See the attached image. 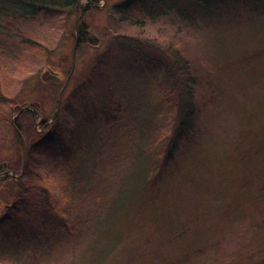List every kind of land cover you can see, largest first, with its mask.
I'll return each mask as SVG.
<instances>
[{"label": "rangeland", "instance_id": "obj_1", "mask_svg": "<svg viewBox=\"0 0 264 264\" xmlns=\"http://www.w3.org/2000/svg\"><path fill=\"white\" fill-rule=\"evenodd\" d=\"M99 1L100 6L83 17L92 36L80 45L75 38L77 11L40 16L35 21L20 20L0 30V75L7 80L9 94L19 101L37 102L44 115L55 112L64 84L63 106L66 102L71 105L72 92L96 72L93 66L104 53L113 66L103 71L106 76L99 74L92 79L86 101L67 107L65 113L68 121L82 124L88 133L80 151L83 163L68 162L50 171L55 162L53 153L45 151L49 154L41 155L40 170L50 173L55 212L31 224L19 222L15 216L10 227H2L0 264H80L85 245L97 240L111 246L101 264H119L132 249L141 256L133 255L135 264H150L155 261L154 254L162 259L161 253L168 260L170 253L162 252L174 240H213L214 214L210 213L203 135L191 143L188 159L182 160L179 155L176 163L168 160L170 174L165 171L166 175L159 178L155 202L147 204L140 198L131 209L121 205L129 202L130 193L138 187L132 174L139 164H133V156L151 141L152 129L164 143L173 131V112L167 103L162 105L159 85L170 83L171 67L157 47L178 38L185 58L197 62L190 70L196 77L198 60L205 53L217 56L218 51L211 46L218 38L235 62L251 67L260 62L263 67L264 21L257 19L264 20V0H143L139 10L120 7L126 0ZM239 15L246 21L237 20ZM28 38L46 49L29 46ZM223 64H218L219 69ZM46 66L62 73V78L45 76L52 74ZM72 67L75 73L65 82ZM219 69L215 64L212 75H220L217 87L225 90L224 94L232 93L236 86L241 94L251 93L250 88H244L243 80L236 85L232 78H221L224 74ZM263 69L259 68L256 75ZM173 74L179 80L175 86L181 87V96L187 102L189 82L183 71ZM193 89L197 92L195 123L202 130L197 80ZM241 94L235 95L241 99L235 102L238 106L231 111L225 107L229 113L223 117L230 134L227 138L223 133L218 135L213 170L239 164L240 153L232 145L241 140L250 123L239 122L237 117L240 106L248 111L252 103ZM221 103L218 99L219 108ZM86 104L88 110H83ZM15 117L16 113L11 121L8 116L0 121V159L12 162L19 157V142L11 125ZM5 213L0 209V218ZM162 239L165 246L159 241ZM148 250L154 254L142 256ZM203 257L202 249L185 256L174 253L172 264H199Z\"/></svg>", "mask_w": 264, "mask_h": 264}, {"label": "trees", "instance_id": "obj_2", "mask_svg": "<svg viewBox=\"0 0 264 264\" xmlns=\"http://www.w3.org/2000/svg\"><path fill=\"white\" fill-rule=\"evenodd\" d=\"M99 2V0H0V30L15 26V23L20 20L35 21L40 16H60L73 11H77L80 16L82 7L85 16L90 10L98 8ZM143 5V0H126L120 4V7L139 10ZM259 10L262 11L260 8ZM236 18L237 20L244 19L241 20L242 22L246 21L243 15L236 16ZM257 20L258 22L264 21ZM91 36L82 18L78 30L75 29V38H78L80 45L82 42H87ZM218 39L211 46L218 51L217 56L205 53L198 60L200 66L196 65L197 77L190 71L193 66L195 68L194 64L197 62L185 58L183 46L180 45L178 38L171 42L167 41L168 43L163 41L165 46L157 47L169 60V67H171L170 83L159 85L162 91V105L164 102L167 103L173 112L171 114L174 121L173 131L168 137V142L164 143L152 129L151 141L142 151L133 156V164H139L132 174L134 184L138 187L133 189L135 193H130L129 202L125 201L121 207L130 208L140 198L147 204L155 202L160 189L158 188L159 178L164 176L165 171L170 174L169 165L172 162L176 163L179 155H182V160L183 157L188 159L191 143L195 139L199 140V137L203 135L210 213L214 216L211 218L213 240H205L203 243L202 240H169L173 241L170 242L171 247L164 248L165 251L162 252L163 254L170 253L168 260L163 258L161 253L162 259L149 250L147 254H142L146 257L154 254L153 260L155 261L150 264H172L174 253L185 256L194 253V249L195 251L202 249V253L206 255L205 258L203 257V262L199 264H264V69L261 75H256L261 71L259 68L264 66L262 67L260 62L252 67L235 62L229 53L225 52V48ZM28 41L29 46L46 49L33 38H28ZM221 62L224 64L219 69L218 64ZM215 64L219 73L224 74L221 78H232L236 85L243 80L244 88H250L251 93L241 94L239 87L236 86L232 93L224 94L225 90L217 87L221 83L220 75H212L215 71ZM111 66V62L104 53L93 66L96 72L87 77L83 84L72 92L70 106H67V102L63 106L62 97L66 88L64 84L58 94L57 108L52 115H44L37 102L19 101L11 96L6 87V78L0 75V121L7 116L10 120L16 113L15 124L11 125L14 127L13 132L19 142V157L15 162L6 158L0 159V209L6 211L5 216L0 218V229L10 227L15 216L19 222L31 224L55 212L56 205L53 203L56 201L55 195L48 178L50 173L45 174L40 170L43 165L41 164L42 158L47 156L45 154L53 153L55 162L50 171H55L68 162L83 163L85 158L81 156L80 151H82L85 144L84 139H87L88 133L83 129L82 124L78 125L68 121L65 113L68 110L67 107H73L76 102L82 99L84 102L88 99L86 90L91 86L92 79L99 74L106 76L103 71L110 69ZM172 69L175 73L183 71L184 79L189 82L187 102L181 96V87L175 86L179 80L173 74L174 72H171ZM237 72L245 73L241 75ZM74 73V67L70 68L65 82L70 81ZM45 76L60 79L59 76L49 72ZM196 80L198 81L202 130L195 123V94L197 92L193 87ZM217 82L218 84L215 85ZM237 93L241 94L246 99L245 101H252L248 111L242 110L240 106L241 112L239 111L237 117L239 122L245 120L250 123L248 131L242 133L241 140L236 141V145H232L236 152L240 153V161L236 167L213 170L212 159L218 154L216 153L218 151L216 140L220 139L219 136L222 133L226 138L230 134L226 128L228 121L224 119L223 114L229 113L233 106H238L235 102L241 99L238 97L237 100L235 97ZM218 99L222 102L220 108L219 104L217 106ZM226 106L229 111H225ZM82 108L88 110V104L83 105ZM218 108L220 117L217 116L219 115V111H216ZM204 123L207 124L204 125ZM144 126L147 127L145 124ZM212 146L215 151H213L214 148H210ZM228 147L231 146L228 145ZM168 160H171L170 164ZM214 183H217L219 187H214ZM16 227H18L17 224ZM26 227L29 226L26 225ZM159 241L164 246L166 245L163 239ZM206 242H209L210 246ZM110 247L109 243L100 240L85 245L80 264H101L106 259ZM133 250L124 255L126 258L119 264H135L132 261L133 255L138 254L139 258L141 256Z\"/></svg>", "mask_w": 264, "mask_h": 264}, {"label": "water", "instance_id": "obj_3", "mask_svg": "<svg viewBox=\"0 0 264 264\" xmlns=\"http://www.w3.org/2000/svg\"><path fill=\"white\" fill-rule=\"evenodd\" d=\"M84 8L82 7V9H81V13H80V16H79V18H78V20H77V24H76V29L78 30V27H79V23H80V21H81V19L84 17ZM78 33V32H77ZM76 43H78V38H77V40H76ZM46 68V70H48V71H50L53 75H57V76H59L60 78H62L61 76H62V73H60L59 71H56V70H54V69H52L51 67H49V66H46L45 67ZM13 121V120H12ZM14 122V121H13Z\"/></svg>", "mask_w": 264, "mask_h": 264}]
</instances>
